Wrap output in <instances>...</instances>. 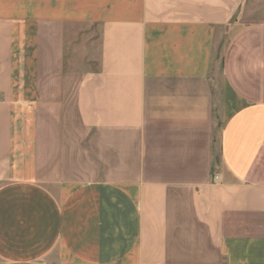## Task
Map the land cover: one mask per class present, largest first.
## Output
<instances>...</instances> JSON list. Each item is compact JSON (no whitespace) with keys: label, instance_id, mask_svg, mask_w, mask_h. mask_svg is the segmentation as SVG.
<instances>
[{"label":"crops","instance_id":"obj_1","mask_svg":"<svg viewBox=\"0 0 264 264\" xmlns=\"http://www.w3.org/2000/svg\"><path fill=\"white\" fill-rule=\"evenodd\" d=\"M245 1L0 0V264H264V0L237 21ZM78 24L100 26L81 71Z\"/></svg>","mask_w":264,"mask_h":264},{"label":"rangeland","instance_id":"obj_2","mask_svg":"<svg viewBox=\"0 0 264 264\" xmlns=\"http://www.w3.org/2000/svg\"><path fill=\"white\" fill-rule=\"evenodd\" d=\"M246 0L239 14L237 21L244 20L249 22L253 19L249 9L252 8ZM256 19V18H254ZM75 33L69 35L67 65L77 71L85 70L97 65L98 52L100 49V26L99 24H78L73 28ZM229 38V33L221 30L217 36V45L215 50V63L213 71L219 72L220 60L223 54L225 42Z\"/></svg>","mask_w":264,"mask_h":264}]
</instances>
